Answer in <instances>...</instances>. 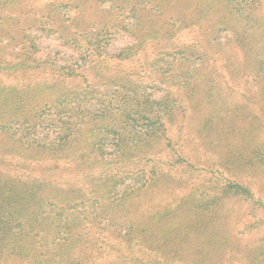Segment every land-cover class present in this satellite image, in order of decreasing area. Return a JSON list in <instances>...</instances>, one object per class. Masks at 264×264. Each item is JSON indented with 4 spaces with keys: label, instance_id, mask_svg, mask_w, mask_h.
<instances>
[{
    "label": "trees",
    "instance_id": "16d2710c",
    "mask_svg": "<svg viewBox=\"0 0 264 264\" xmlns=\"http://www.w3.org/2000/svg\"><path fill=\"white\" fill-rule=\"evenodd\" d=\"M90 1L0 0V264H160L164 249L181 255L172 249L187 232L221 246L215 219L231 197L264 207L228 178L144 209L163 168L187 161L165 120L204 104L201 127L220 123L232 112L224 94L238 86L241 125L219 126L218 136L236 154L231 169L264 171V0H93L109 10L86 22ZM38 26L78 55L39 57ZM192 26L201 30L193 42L173 41ZM122 33L134 40L119 48ZM149 39L160 44L154 80L130 67ZM39 67L52 76L32 78ZM160 144L176 158L160 162Z\"/></svg>",
    "mask_w": 264,
    "mask_h": 264
},
{
    "label": "rangeland",
    "instance_id": "374dc122",
    "mask_svg": "<svg viewBox=\"0 0 264 264\" xmlns=\"http://www.w3.org/2000/svg\"><path fill=\"white\" fill-rule=\"evenodd\" d=\"M35 4L45 6L42 1H37ZM109 5V3H105L97 6L95 1H90L86 7L84 21H93L98 18L100 7L107 9L106 13H108ZM130 7L127 10H130ZM149 10H152L151 6H149ZM74 13L73 10L72 14ZM33 31L40 35L38 40L39 57H45L48 53L51 55L58 53L60 59L63 56L78 55L79 51L76 53L74 47L63 44L58 34L50 32L49 28L43 32L42 28L38 26L33 28ZM200 33L199 26L183 28L175 32L173 41L177 44L193 42ZM133 40L131 35L122 33L114 44L120 48ZM159 47L158 40L149 39L138 57L134 59L135 61L130 64L132 70L141 77L144 76L145 80H154L158 77L154 67H149V64L156 58ZM217 65L220 67V61ZM50 70V68L39 67L32 72L31 77L35 79L51 77ZM3 76L8 83L15 80L13 73L6 71ZM70 80L75 82L79 78L75 77ZM246 93L238 86L232 95L224 94L227 109L231 108L233 113L226 111L220 123L216 122L206 128L201 127L200 122L205 110L204 104L198 108L202 112L194 108L185 111L179 109L174 113L173 118L165 120L168 137L174 144H178V149L187 161L176 169H170V167H165L164 163L162 164L165 167L162 173L164 175L146 200L144 209L173 205L174 202L181 201L190 193L198 196L203 190L208 191L215 185V182H219L217 179L225 181L228 178L239 180L248 185L255 193L257 200H264V171L258 172L250 167H232L231 169L228 156L236 154L229 153V147L226 144L223 146L221 137L218 136L220 130L217 131V127L224 124H234L240 127L242 119L237 118L239 102L236 103V101H240L242 98L244 101L245 97H242V94ZM248 96H251L256 102L253 105L256 114H261L262 107L259 106L258 97L255 98L254 93H250ZM214 132L217 133L210 138ZM154 155L159 161L169 162L176 158L166 144L157 145ZM256 203L231 197L218 209V218L215 219L218 228L222 229L220 234L224 242L221 246L211 243L205 245L209 232H201V234L187 232L185 240L180 241L178 247L172 249L173 253L180 252L181 255L177 259L171 260L170 250L164 249L158 255L160 264H264V207H260ZM184 207H187V204ZM202 248L204 251H210L209 254H201L203 251L199 250Z\"/></svg>",
    "mask_w": 264,
    "mask_h": 264
}]
</instances>
